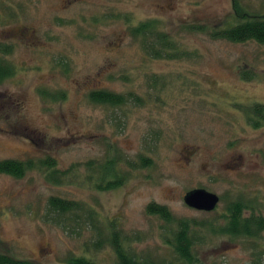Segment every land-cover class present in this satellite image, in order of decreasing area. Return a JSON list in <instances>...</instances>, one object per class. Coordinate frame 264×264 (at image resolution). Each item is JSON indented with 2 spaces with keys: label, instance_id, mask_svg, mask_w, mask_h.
<instances>
[{
  "label": "rangeland",
  "instance_id": "obj_1",
  "mask_svg": "<svg viewBox=\"0 0 264 264\" xmlns=\"http://www.w3.org/2000/svg\"><path fill=\"white\" fill-rule=\"evenodd\" d=\"M234 7L264 14V0H0V48L9 50L1 57L13 67L0 82V160L32 162L21 176L0 173L1 254L111 264L114 231L139 258L173 260L168 242L185 222L202 264H264V230L215 231L228 204L264 217V124L248 120L249 106L264 104V45L212 35L240 21ZM146 18L180 55L140 49L126 21ZM92 89L140 101L92 103ZM111 159L119 181L96 189ZM193 188L213 193L215 208L187 206ZM50 196L79 208L52 212ZM150 203L171 221L148 213Z\"/></svg>",
  "mask_w": 264,
  "mask_h": 264
},
{
  "label": "trees",
  "instance_id": "obj_2",
  "mask_svg": "<svg viewBox=\"0 0 264 264\" xmlns=\"http://www.w3.org/2000/svg\"><path fill=\"white\" fill-rule=\"evenodd\" d=\"M234 13L240 18V21L232 26L213 32L212 35L221 37L229 41L253 40L264 45V14L250 15L240 12L234 7ZM129 26L128 33L138 42L140 49L150 58H174L182 53V49L166 31L160 28L157 20L146 18L134 24L126 21ZM6 47L0 48L1 51ZM13 67L5 63L0 65V82L12 75ZM87 99L92 103L104 104L110 107H118L126 104L127 101L139 102L140 98L132 94L122 95L113 93L105 89H92L87 94ZM248 120L253 126L264 124V104L253 103L248 109ZM120 162V160H118ZM118 162V163H119ZM43 165L47 168H53L50 176L57 173L54 169L53 161L46 159ZM117 162L111 159L106 165L102 166L99 181L95 180L96 189H104L115 186L119 181L114 175V169ZM140 165H148L145 158L141 159ZM32 166L30 160L21 161L16 159H1L0 173L9 174L14 177L21 176L22 173ZM88 168H92V162H86ZM53 179L56 176H52ZM48 209L55 213H64L79 208L73 201L62 199L60 197L50 196L47 199ZM227 212L222 217L224 224L215 231L230 236H255L258 232L264 230V217L259 213H254L251 208L243 206L239 202L227 205ZM146 211L150 214H156L166 222L171 221L169 212L163 207L153 203L146 206ZM187 225L185 222H179L175 232L172 235V241L168 244L171 246L175 258L173 260H155L149 257L139 258L133 252L123 248L117 242L114 231H111L110 247L114 252V261L111 264H202L199 259L191 253L193 240L188 238ZM0 264H39L27 260L15 259L6 254L0 253ZM64 264H100L84 257L72 258Z\"/></svg>",
  "mask_w": 264,
  "mask_h": 264
},
{
  "label": "water",
  "instance_id": "obj_3",
  "mask_svg": "<svg viewBox=\"0 0 264 264\" xmlns=\"http://www.w3.org/2000/svg\"><path fill=\"white\" fill-rule=\"evenodd\" d=\"M182 200L191 208L209 211L215 206L217 197L201 188H193L183 194Z\"/></svg>",
  "mask_w": 264,
  "mask_h": 264
},
{
  "label": "flooded vegetation",
  "instance_id": "obj_4",
  "mask_svg": "<svg viewBox=\"0 0 264 264\" xmlns=\"http://www.w3.org/2000/svg\"><path fill=\"white\" fill-rule=\"evenodd\" d=\"M18 31H19V30H18ZM15 33H17V32H15ZM18 34H19V33H18ZM5 47H6V50H5V51H4V49H3V51L0 50V65H2V63L5 64V63H4V58H3L4 56L1 57V54H2V53H7V52L9 51V50H8V46H5ZM12 74H13V73H12ZM217 202H218V198H217L216 204H217ZM216 204H215V206H216ZM215 206H214L211 210H213V209L215 208ZM211 210H209V211H211Z\"/></svg>",
  "mask_w": 264,
  "mask_h": 264
}]
</instances>
